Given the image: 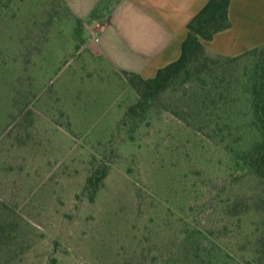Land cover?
<instances>
[{
  "label": "rangeland",
  "instance_id": "374dc122",
  "mask_svg": "<svg viewBox=\"0 0 264 264\" xmlns=\"http://www.w3.org/2000/svg\"><path fill=\"white\" fill-rule=\"evenodd\" d=\"M91 26L61 0H0V264H247L263 218L225 209L264 191L238 158L255 134L185 75L127 117L137 92Z\"/></svg>",
  "mask_w": 264,
  "mask_h": 264
},
{
  "label": "trees",
  "instance_id": "16d2710c",
  "mask_svg": "<svg viewBox=\"0 0 264 264\" xmlns=\"http://www.w3.org/2000/svg\"><path fill=\"white\" fill-rule=\"evenodd\" d=\"M111 1L102 0L92 17L108 9ZM230 2L209 0L187 25L180 57L158 70L154 78L143 79L132 72L122 73L138 95L137 104L130 107L126 116L134 118L145 113L182 75L195 77L203 93L215 98V113L211 116L217 117L216 122L223 119L227 121L226 126L242 122L248 132L255 134L250 149L241 151L238 158L243 172L264 183V45L235 57L213 54L204 45L205 41H212L218 33L231 27ZM207 54L216 55L224 62L217 63ZM209 98L203 99V105ZM96 175L89 177L84 189L91 202H94L103 179L101 172ZM225 210L231 217L257 214L263 218L260 232L251 242L252 255L247 264H264V191L252 197L238 196L226 205Z\"/></svg>",
  "mask_w": 264,
  "mask_h": 264
},
{
  "label": "crops",
  "instance_id": "0c3cea01",
  "mask_svg": "<svg viewBox=\"0 0 264 264\" xmlns=\"http://www.w3.org/2000/svg\"><path fill=\"white\" fill-rule=\"evenodd\" d=\"M61 1L74 18L91 19L117 71L151 79L180 57L187 25L209 0H120L98 20L92 14L102 0ZM229 17L231 27L204 42L209 52L235 57L264 45V0H231Z\"/></svg>",
  "mask_w": 264,
  "mask_h": 264
},
{
  "label": "built area",
  "instance_id": "2783aa9c",
  "mask_svg": "<svg viewBox=\"0 0 264 264\" xmlns=\"http://www.w3.org/2000/svg\"><path fill=\"white\" fill-rule=\"evenodd\" d=\"M96 40H98V38H96Z\"/></svg>",
  "mask_w": 264,
  "mask_h": 264
}]
</instances>
